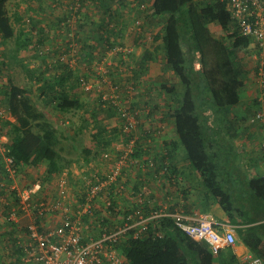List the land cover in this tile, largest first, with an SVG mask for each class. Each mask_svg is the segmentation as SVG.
<instances>
[{
    "label": "trees",
    "instance_id": "1",
    "mask_svg": "<svg viewBox=\"0 0 264 264\" xmlns=\"http://www.w3.org/2000/svg\"><path fill=\"white\" fill-rule=\"evenodd\" d=\"M11 1L0 0V36L4 43L11 41L15 44L12 47V50L15 47L14 52L11 53H15L16 57L19 51L29 48L33 38L22 28L15 29L10 15ZM65 1H62L63 4L66 3L67 8V15L63 20L65 26L69 29L67 20L72 13L78 17L74 26L77 28L75 39L80 50L75 54V58L80 63L71 66L69 61L62 59V56L69 53L70 41L65 45L59 44L58 47L53 43L55 48L52 47L46 56L41 57L40 67L43 72L37 78L34 75L30 76L31 80H35L33 84L20 85L12 79L3 84L1 87V94L4 96L3 107L8 116L1 115V134L3 127H9L11 131L8 139L0 142L1 181L11 184L14 175H21L24 170L41 168L44 165L47 166L46 176L43 175L46 178L61 172L77 160L64 153L72 155L80 146L79 136L88 131L91 132L90 142L80 146L78 157L90 167L96 165L101 167L99 163L103 161L114 163L117 156L123 153L125 142L139 136L134 153H131V158L137 163L123 167L118 183L123 182L125 174L133 171L134 166L140 167V164L146 175H156L160 180H164V183L167 181L173 183L174 179L177 181L179 174L175 173L174 163L170 158L172 155L168 158L163 152L160 156L163 155L164 159H159L160 161L157 162L158 156L155 154L145 164L139 159V149L143 143L141 137L147 134V129L145 133L143 127L150 122V115L158 110L159 104L155 105L157 108L155 109L153 101L148 103L140 101L142 96L139 95L138 100L130 104L131 109L134 111L149 107L150 111L146 118L138 117L136 129L126 130L127 119L121 113L119 106L121 103H114L107 94L111 93L113 85L119 86L116 92H124L130 83L141 93L142 82L139 79L146 73L147 63L152 57L149 47L142 45L144 53L138 57L133 50L130 59L118 52V56L113 58L112 65H107L108 72L104 75L97 74L93 69L94 60L99 59L101 62L106 57L108 48H114L116 45L129 46L128 40L121 37L123 35L121 29L125 24L121 21L118 4L123 5L124 0H79L77 11L71 10V4L75 6L77 0ZM228 3L229 0H151L146 11L159 16L160 21H163L160 37L163 42L164 62L168 69L173 70L183 89L182 99L176 106L170 108L168 114L174 121V132L177 137L176 141L168 144L172 146L180 144L185 148L187 162L191 163L204 179L205 196L213 197L220 203L232 219L231 224L236 226L240 240L253 255L264 259V175L250 178L239 175L237 185L231 189L227 188V182L222 186L221 182L216 180L222 172V166L224 167L222 164H225L226 156H233L231 140L236 137L233 129L240 122L233 116V110L241 103L244 88L242 75L245 64L241 62L238 54L251 45V40L241 34L239 23L232 16ZM17 16L19 17L16 13ZM32 23L30 19L29 24ZM211 23L221 25L224 35L216 37L209 29ZM144 29L143 27L141 34L144 33ZM112 33L117 36L113 41L110 35ZM62 36L61 31V38ZM47 37L48 34L41 31L35 44L36 50H43ZM92 39L97 44L89 42ZM254 45L259 48L257 43ZM96 48L101 51L97 53L92 51ZM259 50L262 51L260 48ZM133 58L136 59L137 65L131 64ZM84 63L86 67L83 66ZM23 67L25 74L29 75L32 70L31 65L25 63ZM84 73L89 80H93V89L90 91L83 90L79 84ZM117 73L119 77H116ZM105 76L112 80V85L104 80ZM98 79L99 82H95ZM158 86V90L164 89L167 92L176 89L166 84ZM77 88L89 99L86 106L78 97ZM36 91L45 105L62 113L63 119L67 117L66 115L71 117L75 114L80 115L78 122L68 121L71 123L68 127L69 135L59 130L37 104L33 97ZM123 100L122 103H125V97ZM141 105L143 108L140 107ZM110 118L115 125H110ZM161 128L162 126H156L157 134ZM114 140L119 141L120 146L113 157L111 144ZM106 153L109 157H104ZM112 167L107 173L101 172L99 176H94L95 173L92 172L90 176L92 182L108 179ZM97 169L101 171L100 168ZM94 171L96 172V168ZM226 172L230 173L229 168ZM88 179L89 177H86L84 184L82 182L80 185V192L73 193L80 203L84 202L82 190L83 187H88ZM228 183L230 186L235 185L233 179ZM115 184L116 182L106 188L114 191ZM137 186H135L137 189L133 190L134 194L141 189ZM0 193L6 200L19 201L15 190L10 192L0 186ZM99 202L102 201L95 202L97 207H100ZM72 204V207L78 208L76 202ZM116 205L113 197L111 211L117 214L119 220L121 213L132 210L131 207L129 210L116 211ZM1 208L0 202V211ZM148 209L147 207L146 210ZM101 210L95 213L96 221L103 219L105 223L110 222L112 218L103 215ZM8 211L7 207L3 213ZM88 216L92 218L91 213L86 215ZM40 220H37V223L40 224ZM26 230L27 227H24L21 232ZM14 231L18 233L20 230L10 228L9 235L14 234ZM160 231L163 232L162 236L157 235ZM133 232L134 230L130 231L126 240L118 244L126 257L123 264H239L236 257L218 263L219 254L214 255L206 242L192 239L169 218L151 222L145 235L135 238Z\"/></svg>",
    "mask_w": 264,
    "mask_h": 264
},
{
    "label": "built area",
    "instance_id": "2",
    "mask_svg": "<svg viewBox=\"0 0 264 264\" xmlns=\"http://www.w3.org/2000/svg\"><path fill=\"white\" fill-rule=\"evenodd\" d=\"M79 4V0L75 6L71 4V10L77 11ZM228 5L232 16L239 23L241 34L247 36L251 43H257L262 49L261 52L264 53V0H229ZM148 7L149 4L143 0L139 4L141 12ZM77 18L76 15L71 14L67 20L69 29L64 23V36L61 38L63 45L70 41L69 53L62 56V59L69 61L71 66H77L80 63L75 58V54H78L80 50L75 39L77 28L74 24ZM143 22L142 16L135 17L132 21L135 33L138 30L142 31ZM146 36L148 40L153 39L150 33ZM50 49L52 47L46 45L43 50L38 51L39 58L48 54ZM118 52L130 59L133 48L120 45L108 48L107 55L101 62L99 59L93 62V69L97 74L104 75L108 72L107 65H112L113 58L118 56ZM83 66L87 65L84 63ZM117 76L119 77L118 73ZM104 80L112 85V80H109L107 76ZM260 81V89L264 94V73ZM95 82H99V79ZM79 84L85 91L93 89V80H89L85 73L81 76ZM118 89V85H113L111 93L107 94L114 103H121L119 104L121 113L127 119L125 129H136L139 122L138 117L146 118L150 108H143L141 105L144 113L141 109L134 111L131 109L130 104L136 102L137 96L140 95L139 90L134 89L132 83L124 92H116ZM124 97L126 101L122 103ZM255 120L264 121V109L255 114ZM138 139L139 136H135L125 142L123 153L114 160L111 173L107 176L108 179L87 182L88 187L85 186L82 190L84 191L82 193L83 203H80L71 191H67L64 184L60 185L57 192L46 194L43 193L45 191L40 182H33L19 188L16 183H13L14 179L11 184L1 181L2 188L5 187L10 192L16 191L19 201L6 200L0 193L1 212L9 208L5 215L6 224L1 230L3 233L0 238V264H123L126 257L118 244L126 240L130 231L134 230L135 238L145 235L151 222L167 218L172 219L174 225L192 239L206 242L214 255L220 254L225 247L234 246L237 243L236 226L226 225L223 229H219L212 215L188 214L172 208L168 199L147 193L142 188L136 194L133 193L134 206L130 212L121 213L120 220L106 223L103 219L96 221L95 213L101 210L95 205L96 201L104 203V208L101 210L103 215L110 218V215L116 214L111 211L113 197L106 187L115 182L118 183L125 165L130 166L137 163L131 158V153H134ZM104 155V157H109L108 153ZM151 164L153 165V162ZM75 202L78 205L77 209L72 207V203ZM147 207L148 210H146ZM115 210H120V208H115ZM88 213H91L92 218L86 217ZM23 217H29V222L23 224L21 221ZM37 220L41 223H37ZM24 227H27V230L21 232ZM10 228L20 231L18 233L14 231V234L9 235ZM162 233L160 231L157 235L162 236ZM249 260L250 264H263V259L257 255L250 256Z\"/></svg>",
    "mask_w": 264,
    "mask_h": 264
},
{
    "label": "crops",
    "instance_id": "3",
    "mask_svg": "<svg viewBox=\"0 0 264 264\" xmlns=\"http://www.w3.org/2000/svg\"><path fill=\"white\" fill-rule=\"evenodd\" d=\"M26 1L30 5L28 9H30L31 12L36 13L34 15L27 13V15L25 11H23L25 14V19L27 21L31 19L33 21L32 24H29V26L26 25L23 14L18 10V8L16 9V6H19L18 2L16 4H12L10 15L15 25V29L17 30L18 27L22 28L25 32L28 33V35L32 36L33 43L30 44L28 49L19 51L17 56L15 57V53H11V51L14 52L15 47L13 48V50L12 47L15 44L11 43V41H9L8 43H4L3 38L0 36V71L2 68L13 70L16 66H19V68H21L23 72V75L25 76L23 64L29 63L32 70L29 75H26V78H29L30 81H32V83L29 84H33L35 80H31L32 77L30 76L34 75L37 78L43 71L40 67L41 60L37 64L35 63V61L33 63L32 56L30 55L28 57V52L29 50H32V48L36 50L35 44L37 38L41 34V31H45L48 34V37L45 39L46 45H52V47L55 48L53 43H56L55 45H57V47L59 46V44H62L61 31L64 33L65 27L64 25L61 26V24L63 23V20L67 15V8L66 3L63 4L62 2H66L65 0ZM141 1L142 0H124L123 5L118 4L121 15L123 14V16H121V21L125 24L124 28L121 29V32L125 31V29H127L128 27V17L124 14L127 11V15H131V21L134 20V17H143L144 22L142 28H145L143 31L150 33L152 35V38L154 39V43H152L151 45H147V47H149V49L152 51V57L147 63L146 73L139 79L142 82L140 87L142 89L140 93L142 98L140 99V101H144L146 103L153 101V107L155 109H157L155 106L157 103L160 107L150 115V122H147L143 127L145 128V133L147 129V134L145 137H141L143 143H141V147L139 149V159L141 160L140 162L142 164H145L148 159H152L155 154L156 156H158L157 162L160 161L159 159H164L162 158L163 155L160 156L163 152L168 155V158L170 157V155H172L170 158L174 163L173 166L175 169V173L179 175L177 181L176 179H174L173 183H168V181L167 183H164V180H160V177H157L156 175H146L142 165L140 164V167L134 166L133 171H129L128 173H126L124 178L122 179L123 182L115 184V190H110V194L116 200L117 208H120L121 210H129L134 205L133 190H136L137 188L135 189V186L138 185L147 193H152L160 198L164 197L168 199L169 203H171L172 205V208L182 210L188 214L205 213L212 215L217 221L218 228L223 229L226 225H233L230 222L232 221V219L224 211L219 202L215 201L213 197L207 198L205 196L203 191L204 179L199 174V172H197L195 167L191 163L187 162V151L185 150V148L180 144L177 146L168 144L177 140L176 134L174 132V121L170 119L168 114L170 112V108L176 106L178 104V101L182 99L183 89L181 87L180 80L174 75L173 70L168 69L164 62L163 42L160 37V33H162L163 30V21H160V17L152 14V12L150 11L147 12L145 10L140 13L141 11L139 10L138 4H140ZM144 1L149 4L151 3V0ZM43 5L46 6L45 11L42 8ZM122 9H125V11ZM130 10L131 12H128ZM41 11H43L42 15L39 13ZM16 13L19 15V17H16ZM131 21H129L130 24H132ZM34 23L37 24L34 25ZM60 26L62 28H60ZM209 29L216 37H221L224 35L221 25L211 23L209 25ZM129 32L130 33L128 34H131L132 31ZM128 34H125V36L123 34L121 37L124 36V39L128 40ZM110 35L112 41L117 38L116 34L114 33ZM129 39H134L135 41V36L134 38ZM89 42L97 44V42L93 39ZM127 44L134 48V43L130 44L128 42ZM133 50H135V48ZM36 51V53L38 54V50ZM92 51L97 53L100 50L98 49L97 51L96 48V50ZM238 55L241 59V62L245 64L244 72L242 75L244 88L241 103L233 110V116L238 118L240 122L237 123L235 125V129H233V131L235 132L234 134H236V137L231 140L234 151L232 153L233 156H226V162L224 160L225 164H222L224 165V167L222 166V172L219 176L216 177L217 182H221L220 185L225 186V182H227V188L230 189L234 188L237 185L239 181V175L243 178L245 176H248L250 178L254 176L264 175V121H256L254 118L256 112L264 108V94L260 89V79L262 74L264 73V53L261 52L256 45L251 43L249 47L241 50ZM38 58L39 57L35 56L36 60H38ZM133 65L135 64L133 63ZM9 79H12L16 84H19L15 81L16 78L14 76L10 77ZM3 83L4 81H0V104L1 102L3 104L4 101V99H1V87H3ZM26 84L27 83L20 85ZM165 84L169 87L174 86L176 87V89L173 92H167V90L164 89L158 90V85L164 86ZM76 92L78 93V97L80 98V100L85 104L84 106H86L87 101H89V99H87V96L84 95V93L78 88L76 89ZM136 100H138V96ZM40 101L43 102V105H40ZM37 104L40 107L42 106V109L45 111L46 115H49L50 112H53V115H57L58 113H60L61 117L63 116L61 112L55 110L51 106L45 105L43 99L37 100ZM5 115L8 116L7 113H5ZM9 118L11 120H14L10 116ZM109 123L111 126L115 125L113 119L109 120ZM158 125L162 126L159 134H157L156 132V126ZM10 131L11 129H9V127H3L1 134L2 138H4L2 139L3 141H6L8 139L7 135L9 136ZM89 142L87 144H89ZM112 142L113 143L111 144V147L113 148L114 157L116 151H119L118 147L120 146V143L117 140H114ZM64 154L70 157V155L66 153ZM165 157L167 158V156ZM77 162L79 166H84V169H81L82 171H80L79 174L76 175V178L85 179L87 177V170L85 169L87 164L79 157L75 162L70 164H74ZM108 162L113 163L112 161ZM44 166L45 171V168L47 166ZM88 168H91L90 170L93 172V174L95 173L94 176L101 175V172L95 166ZM94 168H96V172L94 171ZM228 168L230 171L229 174L226 172ZM65 174L68 176V179L73 178L71 168H64L61 170V172L54 173L52 178L61 179ZM232 179L234 180L235 185L231 184L230 186L228 181ZM158 183L160 184L158 185ZM122 187L124 190L121 189ZM99 203H101L100 208L103 209L104 204L102 202ZM116 216L117 214L110 215V218H112L110 222H115L118 219V217ZM5 221H2V223L0 222L2 228L6 224ZM21 221L23 224L28 223L29 218L23 217L21 218ZM3 223L5 224L3 225ZM236 234L237 243L234 246L223 248L218 256V263L227 262L233 257H236V259L239 261V264H250L249 257L255 256L240 240L237 229Z\"/></svg>",
    "mask_w": 264,
    "mask_h": 264
},
{
    "label": "rangeland",
    "instance_id": "4",
    "mask_svg": "<svg viewBox=\"0 0 264 264\" xmlns=\"http://www.w3.org/2000/svg\"><path fill=\"white\" fill-rule=\"evenodd\" d=\"M17 2L19 3V6H16V9L18 8V10L23 14V16H24L23 18L25 20V23H26L27 26H29V21H27L25 19V14H24L23 11H25L26 14L28 13V14H32V15H34L36 13L35 12H31V10L28 9V7H30V5H29V3H27L26 0L25 1H23V0H13V1H11V3L9 4L10 10H12V4L13 3L16 4ZM42 8L45 11L46 6L43 5ZM122 10L125 11V9H122ZM42 12L43 11H41L39 13L42 15ZM128 12H131V10L128 11ZM62 13H64V12H62ZM124 14L128 17V22H127L128 27H127V29H125V31H123V34L125 36V34L130 33L129 31H131L130 28H132V24H130V22H129V21H131V15L130 14L127 15V11ZM121 16H123V14ZM119 17H120V15H119ZM133 19H135V17ZM23 28H25V27H23ZM141 32L142 31H139L138 30L135 33L133 31V28H132L131 34H128V37L129 38H134V36H135V41H134V39H131L130 40L128 38V40H129L128 42L130 44L134 43V46L133 47L135 48L134 51L136 52V56L137 57L144 52V47L142 45H149V44L151 45L152 43H154L153 42L154 39L148 40V38L146 36V34L148 32L146 34H144V33L141 34ZM124 36H123V38H124ZM50 47H52V45ZM100 51H98V52H100ZM134 51L132 52V54L134 53ZM36 52L37 51L34 48H32V50H29V52H28V57L31 55L32 56V62L34 63V61H35V63L37 64L41 60V58H38V60L35 59V56H38V54ZM133 63L135 65H137L135 58H133L132 61H131V64L132 65H133ZM19 71H20V74H19ZM0 72H1L0 73V81H4L3 84H6V82H9L8 80L12 76H14L16 78L15 81L17 83H19V84H24V83L29 84V83H32V81H30L29 78H26V74H25V76L23 75V72H22L21 68H19V66H16L15 69H13V70H9L7 68H4V69L2 68ZM3 97L4 96L1 94V99ZM33 97L35 98V101L36 102H37V100L40 99V97L38 96V92L37 91L33 95ZM39 103H40V105L41 104L43 105V102L42 101H40ZM0 106H1V114H3L2 116H6L5 115L6 112L3 109L4 107H3L2 102H1ZM41 108H42V106H41ZM80 114H82V112ZM66 116L67 117L64 118V119L62 118L63 119L62 120L60 113H58L57 115H53V112H50L49 115H48V118L50 119V121H52L54 123V125L56 127L59 128V130H61V131L63 130L64 131V134L69 135V128L68 127L71 125V123L68 122V121L70 120L72 122H78L81 117H80L79 114L72 115V117L70 115H66ZM64 120H65V122H64ZM7 137H8V135H7ZM79 137L81 138L80 146H82L83 144L88 143L89 140L91 139V132L88 131L85 134H81ZM2 139H4V138H2V136H1V141H3ZM80 146H79V148L76 151H74L72 153V155H70V157H73L75 159L78 158V156L80 155ZM78 161H79V159H78ZM99 165L101 167H99L98 165H96V168H100V170H101L100 172H102V173L103 172H106L107 173L111 169V167H112V164L110 162H108V161H103V162H101V164L99 163ZM88 167H90V166L87 165L86 168H85L87 170V175L86 176L89 177V179H88L89 181H92V177H90L92 175V171L90 170L91 168H88ZM67 168H69V169L71 168V173L73 174L72 175L73 176L72 179H68V176L66 174L61 179H54L52 177H50L51 179L48 178V177L46 178V177L43 176V175L46 176V174H45V171H44V166H42L41 168H35V169L30 168V169L24 170L21 173V175H14V177H13L14 182L13 183H16L17 186L19 188H21L23 186L30 185L33 182L34 183L35 182H40L43 185V191H45L43 193H46V194H50V193L52 194L54 192H57L58 189L60 188V185L64 184V186L67 189V191H69V192L71 191L72 193H74V192L75 193L76 192L78 193V192H80L79 189H81V186L80 185H82V182L84 184V181H83L84 178L78 179V178H76V175H78L79 172L84 169V166H79V164L77 162V163L68 165L65 169H67ZM17 176H18V178H17ZM40 194H42V192ZM5 220H6L5 214L2 212L1 213V221L0 222L2 223V221H5ZM4 224L5 223H3V225ZM1 228H2V226L0 227V238H1V234L3 233V231H1L2 230Z\"/></svg>",
    "mask_w": 264,
    "mask_h": 264
},
{
    "label": "clouds",
    "instance_id": "5",
    "mask_svg": "<svg viewBox=\"0 0 264 264\" xmlns=\"http://www.w3.org/2000/svg\"><path fill=\"white\" fill-rule=\"evenodd\" d=\"M149 4V3H148ZM1 115H3V114H1ZM254 118H255V115H254ZM257 121V120H256ZM263 121V120H262ZM0 139H1V133H0ZM1 211H0V219H1ZM4 214H6V213H4Z\"/></svg>",
    "mask_w": 264,
    "mask_h": 264
}]
</instances>
